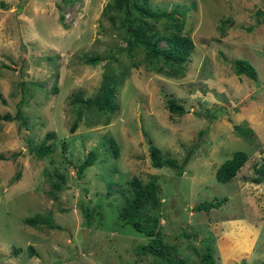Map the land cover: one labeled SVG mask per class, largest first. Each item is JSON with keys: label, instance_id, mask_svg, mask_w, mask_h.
I'll list each match as a JSON object with an SVG mask.
<instances>
[{"label": "rangeland", "instance_id": "374dc122", "mask_svg": "<svg viewBox=\"0 0 264 264\" xmlns=\"http://www.w3.org/2000/svg\"><path fill=\"white\" fill-rule=\"evenodd\" d=\"M1 1L0 112L19 108L26 125L0 119V264H157L136 251L147 236L118 217L120 189H112L132 175L158 183L159 230L190 263L197 259L191 247L201 251L207 243L216 264H264V182L249 180L264 154V0H194L184 24L194 46L177 75L157 71L159 61L139 47L124 49L118 19L102 14L108 0ZM149 1L168 8L190 0ZM91 53L104 59L85 63ZM236 57L254 65L255 79L234 72ZM118 65L128 70L116 112L106 123L105 113L85 108L76 118L70 92L93 96L103 70ZM164 94L186 110H167ZM206 109L215 116L195 113ZM233 123L253 133L238 135ZM46 130L55 133L52 151L37 157L27 147ZM108 136L115 156L98 145ZM148 140L169 151L179 173L150 164ZM92 148L96 159L77 175L75 165ZM236 149L247 152L246 161L232 179L216 180V166ZM222 196L218 207L194 209ZM37 212H48L58 227L23 222Z\"/></svg>", "mask_w": 264, "mask_h": 264}, {"label": "trees", "instance_id": "16d2710c", "mask_svg": "<svg viewBox=\"0 0 264 264\" xmlns=\"http://www.w3.org/2000/svg\"><path fill=\"white\" fill-rule=\"evenodd\" d=\"M0 7H4V2L1 0ZM194 7V0H190L188 3L173 2L168 8L153 6L149 0H108L102 8V14H106V17L112 22L116 18L118 19L120 26L123 28L122 38L125 43V50L132 52L135 47H139L148 60L159 61L156 66L157 71L168 75H177L183 73V64L189 59L194 46L191 37L184 32L186 13ZM110 56L115 59L112 54ZM82 59L85 63L95 64L104 58L98 53H91L84 54ZM131 64L136 65L137 62L131 61ZM231 64L235 73H243L249 78H256V69L247 59L236 57L231 60ZM2 65L5 64L2 63ZM127 70L128 68L119 65L117 69L106 67L101 74L99 87L93 96L84 97L80 88L71 91L68 103L76 105V118L80 117L81 108H85L94 112L105 113L106 117L103 122H108L109 116L118 109V89L126 77ZM51 89L52 92L57 90L55 85ZM164 95L167 110L175 113H182L186 110L175 95ZM195 113L198 116L208 118L215 116L209 109H206L204 113L201 111H195ZM0 119H17L19 125H26V117L21 114L19 108L14 113L0 112ZM76 126L77 121H72L69 131H73ZM232 129L238 135L245 137H249L253 133L251 127L240 123H233ZM54 136L53 130H46L37 144H28V151L37 157L48 154L52 151V142L49 139ZM101 139L98 145L109 148L112 155L115 156L117 145L114 139L110 136ZM148 143L149 160L152 166L179 167L176 159L169 155V151L163 150L151 143L150 140H148ZM61 148L64 149V145H61ZM262 151L264 152V148ZM247 157V152L244 150H234L229 157L216 166L214 170L215 179L220 182L232 179ZM95 159L96 150L94 148L87 150L84 157L75 165L77 175H81L82 170L92 164ZM252 165L253 174L249 180L255 183L264 182V154L259 161H254ZM180 170L179 167L178 173ZM56 176L59 180L63 179L61 173L56 172ZM111 185L109 183L106 190L108 195L111 194L112 190L117 192L120 189L121 204L118 217L147 236V241L136 247L138 254H150L155 258L157 264H216L211 246L207 243L204 244L201 251L191 247L196 253L197 259L194 263H190L186 257L177 253L171 243L164 239L158 227V218L153 212L160 199L158 194L159 185L154 179L149 178L146 181H141L139 177L132 175L122 188L116 186L110 190ZM51 186L53 189L58 190L60 182H52ZM225 199L226 196L200 200L194 205V209L218 207ZM23 222L30 226L44 224L51 227L54 224L51 222V216L48 212H37L33 215L24 216ZM55 226L58 227L54 224ZM182 233L185 234L183 230ZM27 247L33 254V247L31 245H27Z\"/></svg>", "mask_w": 264, "mask_h": 264}]
</instances>
